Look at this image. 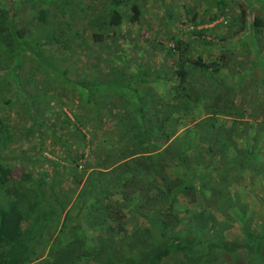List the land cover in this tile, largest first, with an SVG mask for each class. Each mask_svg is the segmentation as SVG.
<instances>
[{
  "label": "trees",
  "instance_id": "trees-1",
  "mask_svg": "<svg viewBox=\"0 0 264 264\" xmlns=\"http://www.w3.org/2000/svg\"><path fill=\"white\" fill-rule=\"evenodd\" d=\"M16 1L0 0V84L12 63L59 80L21 134L18 98L0 99V264H264V0H195L182 19L157 0L128 50L142 1L31 23Z\"/></svg>",
  "mask_w": 264,
  "mask_h": 264
},
{
  "label": "rangeland",
  "instance_id": "rangeland-1",
  "mask_svg": "<svg viewBox=\"0 0 264 264\" xmlns=\"http://www.w3.org/2000/svg\"><path fill=\"white\" fill-rule=\"evenodd\" d=\"M56 1L57 0H17L16 4L14 5L15 6V12L17 14L16 16L18 17L19 20H26V21H29V23H31L32 21L37 22L34 17H39L38 16L39 15L38 10L41 9V10L49 11V12L45 13L47 15V19H49L50 16L52 18V16L54 15V17L56 16V18L58 17V19L61 20L63 18L64 14H65V18L68 19L70 17V11L77 10L79 12L80 6L81 5L84 6L86 4L85 3L86 0H59V6L61 8L59 9L58 12H54V10L56 9V6H58ZM138 1H139V3L142 1L141 2L142 4L141 3L140 4L146 10V15H145L146 21L143 23V26H144L143 32L138 33L137 29L134 30L135 33L133 31L130 32V39H129V41H127L125 43L126 46L124 47L126 50L132 49L134 47V45H139L142 48L145 47L146 43H147V42H145V39L147 40L151 36V34L147 33L148 28H150L149 27L150 22H149L148 17H155L156 18V17H160L162 15V8L164 5L163 1H161V2H158L157 0H145V2L143 0H138ZM196 2L197 1H195V0H166V3L170 4L171 6H174V8L176 10L175 17H180V18L182 16V14L184 13V9L186 7L193 8L196 5ZM0 3H2V2H0ZM32 10H35L36 12H33ZM64 10H65V12H64ZM174 13H175V11H174ZM66 15H67V17H66ZM262 15L264 17V14H262ZM32 17H33V19H32ZM183 20L185 21V19H183ZM223 22H224V20H222V18H221L218 22L215 23V25H216L215 29H218L217 32L215 33L217 38L225 36L226 29H223V27H220V25H222ZM152 25H154L153 29H156L159 25V21L156 23H153ZM17 27H18V30L19 29L21 30V27L16 26V29H17ZM213 27H214V25H213ZM189 28L191 29V27H189ZM35 29L36 28H32V31H30L29 34L26 35V38L23 39V41L20 40V43L25 42V44L23 47L21 46V48H19V50H18V56L19 57H21V58H23L24 56L27 58L28 57H34V54L37 53L36 49H33L36 46L29 44V43L35 44L34 40L37 38V33H36L37 31ZM172 32L175 34H180V35L184 34V30H183V28H181V26L179 25L178 22H175V24H173ZM42 37H44L43 34H42ZM158 37L162 38L160 36H158ZM163 41H165V39H163ZM252 43H253V41H252ZM254 43H255V41H254ZM228 45H231V44L228 42ZM232 48H234L236 50L241 49L238 46H235ZM236 50H234V51H236ZM260 64H262V62ZM9 67H10V69H7V71H3V72H6L5 74H7V75H3V77L6 80L10 81V84L13 86L12 91H11V93L6 94L8 91L5 90V86L8 83L0 84V99H1V97L7 96V98H12V100L16 101V99L18 98L17 99L18 102L15 103L13 108H11V111H13L14 108H16L17 112H19L21 115L20 114L14 115V118H12V125L16 128V132L18 134H21V131L26 126V122H27V118L25 116L26 113H25V106L24 105L26 103H28L29 107H31V108H32V105H35V110H34L35 112H40L41 110H44V108L46 106L40 105V102H41V104L43 102V101H41V100H43V97H41L39 99L40 101H38V98L40 96H47V95L53 96V94L50 92L52 90H49V89L52 88L53 85H56V81L59 80V77L56 78V76H54L55 72H57V71H54L52 69L50 70V72L45 71V73L48 75V76H46L44 72H39V70L35 71L31 67L26 68L25 73H19L20 71L18 70L17 64H15V63H12ZM33 67L37 68L38 65L35 64V66H33ZM56 75H59V74H56ZM258 76H260V75L258 74ZM49 79H52L53 82L55 81V83H53L52 85L49 82L46 83V81ZM17 80H19V82H17ZM9 81H7V82H9ZM36 83H38V84H36ZM45 83H46V85H45ZM33 84H36L37 86H33ZM25 85L27 87H28V85H30V87H28L29 90H28L27 95L23 94V91L25 90V87H26ZM30 91H31V93H30ZM20 94H22V95H20ZM14 112L16 113V110H14ZM7 114H9V112H7V109L5 107H3V108L1 107L0 108V117H3ZM46 156L51 158L50 155H48V154H46ZM261 203H262V201L261 200L259 201L257 199V201H255L254 204L250 205V209L247 211H253L255 213H258L257 211L260 208ZM247 211H245V212H247Z\"/></svg>",
  "mask_w": 264,
  "mask_h": 264
}]
</instances>
